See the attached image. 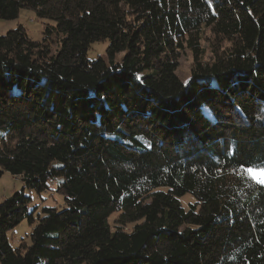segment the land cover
Masks as SVG:
<instances>
[{
    "label": "trees",
    "instance_id": "1",
    "mask_svg": "<svg viewBox=\"0 0 264 264\" xmlns=\"http://www.w3.org/2000/svg\"><path fill=\"white\" fill-rule=\"evenodd\" d=\"M23 9L52 24L0 36V176L23 183L0 202V264H264L245 174L264 169V0H0V19ZM104 40L109 63L89 60ZM50 183L64 207L13 249L24 188Z\"/></svg>",
    "mask_w": 264,
    "mask_h": 264
},
{
    "label": "rangeland",
    "instance_id": "2",
    "mask_svg": "<svg viewBox=\"0 0 264 264\" xmlns=\"http://www.w3.org/2000/svg\"><path fill=\"white\" fill-rule=\"evenodd\" d=\"M44 24H46V26ZM49 24H52V22L46 19H38L33 11L23 9L19 12L18 18L16 19H0V36L5 35L9 30H13L20 25L25 29L27 35L33 41H38L42 37L44 27H47ZM53 39L54 38L51 37V40ZM210 40L211 36L209 32L205 31L200 45L206 49V58L210 57L208 50V41ZM107 46V40L92 43L87 51L86 57L89 60L101 58L106 63H109V57L106 53ZM51 50L52 52H55V42H51ZM122 55V53L115 55L114 60L119 61ZM178 63L179 66L176 70V76L182 82L186 83L190 77V70L192 66L191 53L189 51L183 52L178 60ZM245 174L255 182L264 186V169L248 168L245 170ZM49 186L50 190L52 191H44L41 193H37L33 189L24 188L25 196L29 197L27 206L29 212L32 214L33 220L32 223H29L27 219H24L15 228L7 233L9 244L13 249H20L23 243H26V245L30 244V235L33 228L38 223V218L43 216L42 209L44 207L56 206L58 209H62L64 207L63 197L53 192L55 187L51 183ZM22 188L23 183L17 177H13L10 174L4 172L0 176V202L12 195L13 192L20 191ZM179 200L185 211L189 209L190 204L194 203V198L189 193L185 194ZM117 217V213H114L109 217V224L111 225L112 230L117 227ZM133 226L134 224H130L122 226V228H124L126 231H131Z\"/></svg>",
    "mask_w": 264,
    "mask_h": 264
}]
</instances>
